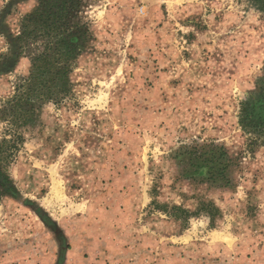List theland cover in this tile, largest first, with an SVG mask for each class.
<instances>
[{"label":"rangeland","instance_id":"1","mask_svg":"<svg viewBox=\"0 0 264 264\" xmlns=\"http://www.w3.org/2000/svg\"><path fill=\"white\" fill-rule=\"evenodd\" d=\"M39 4L0 0V146L25 137L0 151V264L82 240L64 209L95 205L112 177H129L115 237L144 242L142 263L264 264V0H80L69 27L89 32L54 38L78 55L52 96L15 36ZM49 177L56 227L36 210Z\"/></svg>","mask_w":264,"mask_h":264},{"label":"crops","instance_id":"2","mask_svg":"<svg viewBox=\"0 0 264 264\" xmlns=\"http://www.w3.org/2000/svg\"><path fill=\"white\" fill-rule=\"evenodd\" d=\"M112 178H114L112 184L115 183L116 189L98 192L100 197L95 205L92 204V201L87 200V202H76L73 206L64 209L68 211L67 215L61 217L60 220L66 223L67 229L70 228V233H73L75 228L82 230L83 239L77 240L68 236L56 240V243L52 244L51 256L46 255V248L40 258L29 260L30 264H144L142 262L146 261L145 257L147 256V253H144V242L138 237L126 240L115 237V231L122 224V222L119 223L117 214L120 212L124 214L123 209L126 208V206L123 208L122 205L124 198L129 194V180L126 181L129 177ZM58 182L59 180L56 178H48L49 188L44 197V210L48 209L51 214H56L57 219V215L60 213L58 211L64 208L58 200L62 198ZM124 184H127L126 189L123 187ZM117 201L120 206L115 204ZM122 227L125 230V225ZM104 230L109 233L108 236L103 233ZM88 233H90V238L85 237ZM20 254V258H23L22 253ZM247 262L248 264H257L254 258L248 259Z\"/></svg>","mask_w":264,"mask_h":264},{"label":"trees","instance_id":"3","mask_svg":"<svg viewBox=\"0 0 264 264\" xmlns=\"http://www.w3.org/2000/svg\"><path fill=\"white\" fill-rule=\"evenodd\" d=\"M78 3L80 0H40V4L37 9L32 13H27L22 17L21 20V32L19 35H15L19 46L25 56H28L32 62V72L27 79L31 82L37 80L39 84H43L45 87H49L56 79H62L64 81V91L70 89L68 84L69 67L68 61H75L77 59L78 53L67 50L64 53L63 50L58 49V51L51 52L54 44V38L58 40V43L63 45L71 44L66 33L73 30V34H86L89 32L90 23L88 21L76 22L74 27H69V19L76 18V12L78 8ZM74 11V13H72ZM73 22V21H72ZM72 35V34H71ZM75 36V35H73ZM57 43V42H56ZM56 70L55 73H52ZM65 73L63 77L60 78L61 73ZM54 76L49 77L48 76ZM58 77V78H57ZM26 81V82H27ZM19 87V86H18ZM50 86L45 92L46 95H58L60 90L57 89L55 92ZM20 88V87H19ZM30 110H34V107ZM11 137L9 139H4L2 145L0 146V151L5 147V143L8 145L5 147L9 151L17 152L20 144L25 140L24 134L18 130L10 131ZM5 176V173L0 169V177ZM37 212L49 225L56 227V224L52 222L51 217L42 208H37Z\"/></svg>","mask_w":264,"mask_h":264},{"label":"bare ground","instance_id":"4","mask_svg":"<svg viewBox=\"0 0 264 264\" xmlns=\"http://www.w3.org/2000/svg\"><path fill=\"white\" fill-rule=\"evenodd\" d=\"M58 186H59V184H58ZM60 187V186H59ZM58 189V188H57ZM55 190V189H54ZM56 191H60V190H56ZM216 237H219V236H216Z\"/></svg>","mask_w":264,"mask_h":264}]
</instances>
